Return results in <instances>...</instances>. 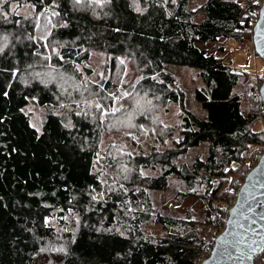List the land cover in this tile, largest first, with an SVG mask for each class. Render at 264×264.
<instances>
[{"label": "trees", "instance_id": "trees-1", "mask_svg": "<svg viewBox=\"0 0 264 264\" xmlns=\"http://www.w3.org/2000/svg\"><path fill=\"white\" fill-rule=\"evenodd\" d=\"M193 1L103 0L90 12L78 10L73 0H59V24L50 42L57 41L60 48L49 65L42 39H33L37 18L0 16V41L9 42L0 51V264H202L210 256L215 242L208 248L206 231L222 233L234 206L229 178L251 163L252 150H264L263 133L252 128L263 101L255 99L245 113L243 100L252 96L253 76L236 73L235 66L215 56L196 54L181 43V35L241 42L245 34L253 35L264 0H251L247 10L237 0H205L195 9ZM18 2L38 17L53 4ZM92 51L106 53L116 65L135 63L140 80L133 93L151 92L156 101L180 107L175 147L157 150V144L165 146L172 138L160 123L148 155L132 138V155L118 151V144L105 151L110 154L103 159L124 161L119 170L121 162L99 160L104 126L91 116L70 114L69 125L64 116L49 114L41 133L31 125L24 111L30 100L41 106L63 104L69 99L61 96L86 94L84 75L91 71L79 67ZM169 52L190 61L203 81L195 97L208 114L206 120L188 110L183 93L164 71ZM48 71L51 76L45 77ZM263 83L264 73L260 89ZM113 90L110 81L101 94ZM113 129L131 132L128 127ZM205 143L210 146L205 162L197 160L192 167L178 162L190 148ZM158 165L161 175H141L142 167L157 170ZM173 178L186 187L181 198L209 200L204 232L152 213L145 188L168 190ZM151 222L161 234H148Z\"/></svg>", "mask_w": 264, "mask_h": 264}, {"label": "rangeland", "instance_id": "rangeland-1", "mask_svg": "<svg viewBox=\"0 0 264 264\" xmlns=\"http://www.w3.org/2000/svg\"><path fill=\"white\" fill-rule=\"evenodd\" d=\"M51 1L53 4L49 7L48 13L38 17L33 16L30 8L26 5L20 4L18 0H0V16L2 18L7 19L13 13L18 17H26V21L31 17L39 19L38 21L37 19L35 20V27L37 30L34 33L33 39L37 41L42 39V42L40 43H42L45 49V58L48 61L47 65L56 59L57 50L60 48L57 41L51 40L50 42L52 30L59 24L56 12L59 0ZM73 1L74 6L78 8V10L95 12L97 11L95 5L98 6L103 0ZM237 1L247 10L251 0ZM204 2L205 0H194L192 8L195 9ZM5 37L6 36H4V38ZM252 38L253 35L249 33L244 35V40L241 42H235L232 40L227 41L223 39L211 42L202 39H191L187 38L185 35H181V43L191 48L196 54L215 56L223 62L235 66L234 71L236 73L240 74L242 73L240 70H242L253 76L251 81L253 83L255 82V84L252 87V96L249 95L243 100V109L245 113L251 110V106L254 104L255 99H260L261 101L259 84L264 73V62L256 55ZM8 43L9 42L0 41V51L7 47V45H9ZM134 65V62L128 61L116 65V63L112 62V58L106 53L92 51L89 61L79 67L83 72L88 69L91 71L89 76L84 75V78L87 81L86 84L89 85L86 94H82L76 98L61 96V99H69L67 103L63 104L41 106L34 100H30L24 111L29 116L31 125L39 133L42 132L44 123L49 114L64 116L69 125L72 124L70 114L78 113V115L84 118L91 116V118L88 119H92L96 123L100 122V126H104L103 133L101 134V151L99 153L100 161L103 157L109 156L110 153L105 155V151L110 148L114 149L116 144H118V151H122L129 155L136 153L135 148L131 146V141H129L131 138L135 139L140 147L144 149L142 152L148 155L151 150V145H155L154 140L156 139V134L161 132L158 129V124L160 123L162 124L160 127L163 128L166 134H169L172 138L165 146H163L161 142L157 144V150L161 152L165 149H171L175 147L174 143H176L180 136L181 109L178 105L165 104L164 102L161 103L162 101H156L151 92H149V94L147 92L133 93L135 86H138V81L140 80L137 74V69H135ZM164 71L175 80V86L178 91L183 93L188 110L199 119L206 120L208 114L203 109L202 104L198 102L195 97L196 91L204 88V83L192 63L183 58L176 57L173 52H169L168 55L164 57ZM50 73L51 71L46 72L45 77L51 76ZM40 75L41 74H37V76L42 79ZM110 81L115 85V90L107 92V94H101V89ZM241 91L242 95L245 96L247 94L244 89H241ZM258 113L259 120L252 128L256 132L261 131L264 135V108L262 106H260ZM116 126H119V128L128 127L133 133L128 131L116 133L114 132L115 129H113ZM263 151L262 153H259L260 151L258 150H252L248 156L250 160H252L251 163L245 165L242 170L237 171L229 178L228 187L230 193L234 195V204L238 192L244 184L246 176L258 164L260 158L264 154ZM209 154L210 146L205 143L199 147L190 148L188 152L178 160V162L185 163L192 167L197 160L205 162L209 157ZM103 161L105 164L110 165H113L115 161L116 163L121 162L116 164L119 170H122L124 167V161H117L116 158L114 160L106 158L103 159ZM245 162H247V159ZM156 169L157 170H153L152 167H142L141 175L143 177H155L161 175L162 167L158 165ZM243 172L246 173L245 176L243 175ZM100 180L103 183L106 182L105 177H101ZM236 184L238 185V192L234 191V185ZM145 191L150 200L153 214L159 213L164 217L187 222L192 227L197 226V230L204 232V228H206L207 225L205 213L209 202L208 199L205 201L203 198H181L179 195L180 193L186 192V187L177 178L171 179L168 190L145 188ZM151 223L152 224L147 228L148 234L154 232L156 235L161 234V230L153 225V222ZM218 231L219 229H207L206 236H209V238H207L208 248L212 246V243H214L216 238L221 234L218 233ZM263 256L264 253L259 256V262L256 264L262 262Z\"/></svg>", "mask_w": 264, "mask_h": 264}, {"label": "water", "instance_id": "water-1", "mask_svg": "<svg viewBox=\"0 0 264 264\" xmlns=\"http://www.w3.org/2000/svg\"><path fill=\"white\" fill-rule=\"evenodd\" d=\"M253 46L264 62V2L253 28ZM264 102V83L260 89ZM264 253V154L246 176L224 231L202 264H255Z\"/></svg>", "mask_w": 264, "mask_h": 264}, {"label": "built area", "instance_id": "built-area-1", "mask_svg": "<svg viewBox=\"0 0 264 264\" xmlns=\"http://www.w3.org/2000/svg\"><path fill=\"white\" fill-rule=\"evenodd\" d=\"M262 100V99H261ZM262 107L264 108V102H263V105H262Z\"/></svg>", "mask_w": 264, "mask_h": 264}, {"label": "snow or ice", "instance_id": "snow-or-ice-1", "mask_svg": "<svg viewBox=\"0 0 264 264\" xmlns=\"http://www.w3.org/2000/svg\"><path fill=\"white\" fill-rule=\"evenodd\" d=\"M77 2H79V0H77Z\"/></svg>", "mask_w": 264, "mask_h": 264}]
</instances>
